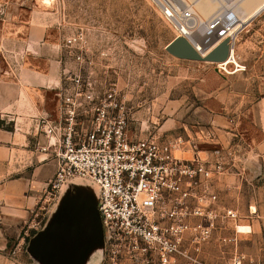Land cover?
<instances>
[{
  "label": "rangeland",
  "instance_id": "obj_1",
  "mask_svg": "<svg viewBox=\"0 0 264 264\" xmlns=\"http://www.w3.org/2000/svg\"><path fill=\"white\" fill-rule=\"evenodd\" d=\"M70 37L87 42L84 50L93 64L82 71L92 73L101 89L116 84L125 103L136 107L128 128L133 139L156 136L176 145L173 152L178 158L192 160L193 153L201 152L209 155L206 161L229 165L230 156H239L242 146L259 131L257 105L264 101V10L239 31L234 49L239 67L230 64L226 72L216 63L170 55L166 47L177 37V30L151 0H0V71H16L19 57L27 60L37 55L35 42H48L45 54L55 58L65 82L68 70L80 69L66 46ZM184 152L188 153L183 156ZM226 177L214 184L217 200L212 209L217 214L232 209L221 208L220 201L235 206L241 219L252 202H264V178L257 180L262 182L254 189L248 183L252 176L242 184L237 176ZM227 181L234 187L232 192L223 186ZM72 182L99 191L90 181L75 178ZM225 222L216 221L208 241L217 242L220 250L200 258L202 264H234L235 251L228 255L224 246L230 242L223 241L225 236L217 237V232L226 226L233 228L234 236L239 234L234 222ZM31 237L9 241L7 250L0 251V264H41L27 250ZM108 251L104 242L92 250L87 264H112ZM248 252L251 255L242 264H264V251Z\"/></svg>",
  "mask_w": 264,
  "mask_h": 264
},
{
  "label": "built area",
  "instance_id": "obj_2",
  "mask_svg": "<svg viewBox=\"0 0 264 264\" xmlns=\"http://www.w3.org/2000/svg\"><path fill=\"white\" fill-rule=\"evenodd\" d=\"M151 1L175 26L177 36L191 42V37L214 31L197 48L204 56L220 43L216 37L229 31L228 16L242 0H226L227 7L201 26L185 1ZM230 39L232 56L236 39ZM66 46L74 52L80 69L65 73V85L58 94V121L42 125L58 163L51 194L75 178L98 186V210L112 264H202L199 254L210 241L217 220L234 222L239 234L238 211L225 209L217 214L212 209L217 200L214 184L225 177L226 164L178 158L173 152L176 145L156 136L131 138L128 128L133 107L125 103L116 84L101 89L92 73L82 71L93 64L82 37H70ZM218 67L227 72L226 65ZM176 144L181 148V141ZM223 241L236 243L237 238ZM243 259L236 257L234 264H242Z\"/></svg>",
  "mask_w": 264,
  "mask_h": 264
},
{
  "label": "crops",
  "instance_id": "obj_3",
  "mask_svg": "<svg viewBox=\"0 0 264 264\" xmlns=\"http://www.w3.org/2000/svg\"><path fill=\"white\" fill-rule=\"evenodd\" d=\"M47 43L38 42L37 45L35 42L37 55L26 57L27 60L23 55L19 57L16 71H0V251L3 252L7 250L9 241L22 235L33 236L44 229L72 182L68 181L58 193L51 194L58 163L56 149L49 146L42 125L45 121H58L57 96L65 82L55 58L45 54ZM128 105L133 107V119L136 107L133 103ZM257 123L259 131L250 137L252 141H246L239 156L229 152L233 155L229 158V165H226L225 175L239 177L241 184L247 176H252L248 183L254 189L262 182L257 180L264 178V101L257 105ZM42 148L47 149L42 151ZM191 158L208 160L209 155L195 152ZM223 186L229 192L234 190L230 181ZM219 203L221 208H235L221 201ZM239 222L248 225L239 226L237 242L226 243L224 249L229 256L235 251V256H242L245 260L251 255L248 251H264V202L259 205L252 202L247 216ZM219 230L217 237H234L233 228L225 226ZM219 250L217 242H208L199 259H205Z\"/></svg>",
  "mask_w": 264,
  "mask_h": 264
},
{
  "label": "water",
  "instance_id": "obj_4",
  "mask_svg": "<svg viewBox=\"0 0 264 264\" xmlns=\"http://www.w3.org/2000/svg\"><path fill=\"white\" fill-rule=\"evenodd\" d=\"M230 42V37L223 39L203 56L186 37L179 35L166 51L181 60L219 63L229 58ZM99 195L100 190L92 185L70 182L53 217L30 238L27 250L31 256L41 264H87L92 250L105 242Z\"/></svg>",
  "mask_w": 264,
  "mask_h": 264
},
{
  "label": "bare ground",
  "instance_id": "obj_5",
  "mask_svg": "<svg viewBox=\"0 0 264 264\" xmlns=\"http://www.w3.org/2000/svg\"><path fill=\"white\" fill-rule=\"evenodd\" d=\"M186 3L188 4V9L193 14L195 23L198 24V26H201L205 21H208L209 23V20L213 16H216L217 12H219L222 8H226L228 5L226 0H187ZM263 10L264 0H242L237 4V7L233 9L234 14L228 16L229 31H224L222 33L223 35L216 37L215 41H222L223 39L230 36H232L233 40L237 39L239 31ZM189 33L192 34L191 31H189ZM213 34L214 31L210 30L209 32L205 33L204 37H191L192 45L196 49L201 47L202 43L205 41V37L209 39ZM234 53L235 52L233 48V53L232 56L230 55V58L216 64L220 67L226 65L228 68V66L233 62L239 67Z\"/></svg>",
  "mask_w": 264,
  "mask_h": 264
}]
</instances>
